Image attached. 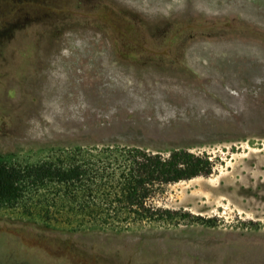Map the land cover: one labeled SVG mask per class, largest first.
<instances>
[{"label":"rangeland","instance_id":"rangeland-1","mask_svg":"<svg viewBox=\"0 0 264 264\" xmlns=\"http://www.w3.org/2000/svg\"><path fill=\"white\" fill-rule=\"evenodd\" d=\"M117 145L216 165L153 199L170 221L106 225L27 179L0 264H264V0H0V166Z\"/></svg>","mask_w":264,"mask_h":264},{"label":"trees","instance_id":"trees-1","mask_svg":"<svg viewBox=\"0 0 264 264\" xmlns=\"http://www.w3.org/2000/svg\"><path fill=\"white\" fill-rule=\"evenodd\" d=\"M92 158L67 163L55 158L30 167L0 166V201L26 194L27 179L62 186L54 198L66 200L103 224L170 221L177 210L153 199L173 183L210 175L216 162L207 153L175 148L166 153L138 146H108ZM94 219V220H96Z\"/></svg>","mask_w":264,"mask_h":264}]
</instances>
